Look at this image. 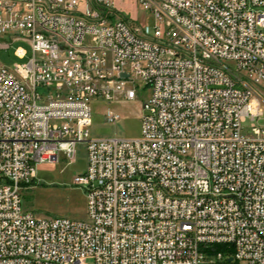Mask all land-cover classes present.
<instances>
[{
  "label": "built area",
  "instance_id": "2783aa9c",
  "mask_svg": "<svg viewBox=\"0 0 264 264\" xmlns=\"http://www.w3.org/2000/svg\"><path fill=\"white\" fill-rule=\"evenodd\" d=\"M136 1L150 29L108 0H0L1 47H32L0 66V264H264V0ZM140 84L141 136L93 137L91 100ZM82 143L87 218L25 209Z\"/></svg>",
  "mask_w": 264,
  "mask_h": 264
},
{
  "label": "rangeland",
  "instance_id": "374dc122",
  "mask_svg": "<svg viewBox=\"0 0 264 264\" xmlns=\"http://www.w3.org/2000/svg\"><path fill=\"white\" fill-rule=\"evenodd\" d=\"M122 17L133 25L150 29L154 18L149 11L144 10L136 0H108ZM84 3V2H82ZM2 41L9 42L8 48L0 45V66L13 69L16 63H25L32 56V47L29 41L20 36L10 40L6 35ZM19 48L26 51L24 57L16 52ZM142 89L135 100L115 98L106 100L103 97H94L91 100L92 125L91 135L96 138H139L142 134L143 108L149 96V87L140 84ZM261 100L263 114L255 120L257 126L264 127V89L255 87ZM108 111L117 113L115 121H105ZM253 121L250 118L243 123L245 132ZM87 166V148L84 143L77 147V156L74 163H69L62 155L56 162L41 163L37 166L36 182L22 193L23 207L32 210L41 216H63L72 219H86V197L84 190L73 183L77 173L83 172ZM92 264V261H89Z\"/></svg>",
  "mask_w": 264,
  "mask_h": 264
},
{
  "label": "bare ground",
  "instance_id": "6f19581e",
  "mask_svg": "<svg viewBox=\"0 0 264 264\" xmlns=\"http://www.w3.org/2000/svg\"><path fill=\"white\" fill-rule=\"evenodd\" d=\"M259 84L264 85V77H259Z\"/></svg>",
  "mask_w": 264,
  "mask_h": 264
},
{
  "label": "trees",
  "instance_id": "16d2710c",
  "mask_svg": "<svg viewBox=\"0 0 264 264\" xmlns=\"http://www.w3.org/2000/svg\"><path fill=\"white\" fill-rule=\"evenodd\" d=\"M217 249H223L224 245H216Z\"/></svg>",
  "mask_w": 264,
  "mask_h": 264
},
{
  "label": "water",
  "instance_id": "95a60500",
  "mask_svg": "<svg viewBox=\"0 0 264 264\" xmlns=\"http://www.w3.org/2000/svg\"><path fill=\"white\" fill-rule=\"evenodd\" d=\"M122 76L126 77L127 75L125 73H123Z\"/></svg>",
  "mask_w": 264,
  "mask_h": 264
}]
</instances>
